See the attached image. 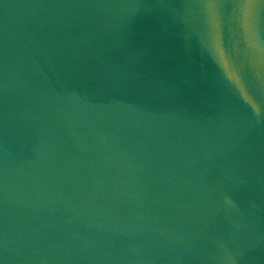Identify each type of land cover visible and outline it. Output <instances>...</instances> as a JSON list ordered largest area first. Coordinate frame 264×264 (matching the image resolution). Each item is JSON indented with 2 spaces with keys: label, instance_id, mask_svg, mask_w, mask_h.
I'll list each match as a JSON object with an SVG mask.
<instances>
[{
  "label": "water",
  "instance_id": "95a60500",
  "mask_svg": "<svg viewBox=\"0 0 264 264\" xmlns=\"http://www.w3.org/2000/svg\"><path fill=\"white\" fill-rule=\"evenodd\" d=\"M0 264H264V0H0Z\"/></svg>",
  "mask_w": 264,
  "mask_h": 264
}]
</instances>
